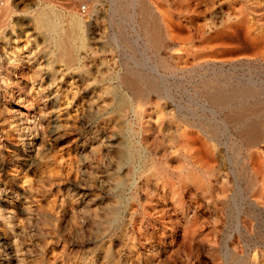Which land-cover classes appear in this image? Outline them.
<instances>
[{
    "label": "rangeland",
    "instance_id": "374dc122",
    "mask_svg": "<svg viewBox=\"0 0 264 264\" xmlns=\"http://www.w3.org/2000/svg\"><path fill=\"white\" fill-rule=\"evenodd\" d=\"M146 2L164 10L179 39L173 50L182 55L191 45L197 55L198 47L217 44L222 16L236 5L242 35L258 38L252 49L242 36L245 51L240 58L264 77V54H260L264 24L259 23L264 0H0V264H185L188 248L170 259L161 235L148 233L138 242L137 233L131 234L126 209L130 196L126 191L121 198L115 188L119 178L129 180L116 171L115 158L111 160L103 137L99 138L106 125L98 105L80 95L108 87L109 76L119 70L148 72L145 59L152 56L144 48L140 24L141 5ZM49 17L56 28L48 25ZM176 80V91L185 96L178 86L180 79ZM190 81L188 87L195 89ZM119 100L114 102L118 107ZM127 113L120 110L105 116L115 120ZM112 131L104 132L111 136ZM167 131H177V123L163 126L159 134ZM91 135L95 139L78 153L81 140ZM183 153L180 145L167 146L176 168ZM143 160L152 163L148 155ZM152 174L154 181L159 179ZM106 175L108 188L100 184ZM209 203L205 212L215 214L214 204ZM114 208L122 209L118 219L108 213ZM223 218L217 237L222 263L228 242L225 233L235 224L228 215ZM244 235L236 236L241 252L250 240ZM254 235L264 241L263 234ZM154 247L158 255L151 251ZM205 247L202 257L212 260Z\"/></svg>",
    "mask_w": 264,
    "mask_h": 264
},
{
    "label": "bare ground",
    "instance_id": "6f19581e",
    "mask_svg": "<svg viewBox=\"0 0 264 264\" xmlns=\"http://www.w3.org/2000/svg\"><path fill=\"white\" fill-rule=\"evenodd\" d=\"M141 8L143 47L152 56L145 59L148 72L129 70L121 74L119 70L109 76L108 87L80 94L93 98L105 129L113 130L111 136H106L103 128L99 138L103 137L111 160L115 158L116 171L129 180L126 183L119 178L115 188L121 198L126 191L130 196L126 206L130 232L137 233L138 242L148 233L161 235L170 259L188 248L185 264H264V241L254 235H264V77L256 74L250 63L245 66L240 58L245 51V32L238 9L233 5L222 16L214 47L202 45L198 47L199 54L193 55L195 47L191 45L182 55L173 50L179 39L164 10L152 2ZM263 18H259L260 25L264 24ZM47 23L56 28L54 18L49 17ZM245 40L256 49L258 38L249 34ZM176 79H180L178 86L185 90V96L176 91ZM188 80L195 89L188 87ZM117 99L119 107L114 103ZM120 110L128 111L131 119L128 113L115 120L105 116ZM66 114L70 123V112ZM173 123H177V131L159 134L163 126ZM94 139L91 135L81 140L77 152H84ZM176 145L186 150L177 168L167 155V146ZM147 155L151 164L143 160ZM153 171L159 177L156 181ZM106 178L103 176L100 184L108 188ZM206 202L214 204L215 214L205 212ZM121 212V208H114L108 213L118 219ZM139 213L147 220L139 219ZM226 215L235 224L225 233L228 242L224 243L222 263L217 254V237ZM237 234L250 239L244 242L243 252L239 250ZM204 246L212 258L210 262L202 257ZM151 251L159 254L156 247ZM250 251H255L254 255Z\"/></svg>",
    "mask_w": 264,
    "mask_h": 264
},
{
    "label": "built area",
    "instance_id": "2783aa9c",
    "mask_svg": "<svg viewBox=\"0 0 264 264\" xmlns=\"http://www.w3.org/2000/svg\"><path fill=\"white\" fill-rule=\"evenodd\" d=\"M85 11V7L82 8Z\"/></svg>",
    "mask_w": 264,
    "mask_h": 264
}]
</instances>
